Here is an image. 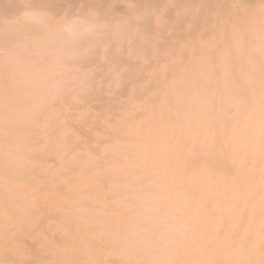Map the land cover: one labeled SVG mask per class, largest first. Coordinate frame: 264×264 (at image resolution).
Segmentation results:
<instances>
[{"label": "bare ground", "instance_id": "obj_1", "mask_svg": "<svg viewBox=\"0 0 264 264\" xmlns=\"http://www.w3.org/2000/svg\"><path fill=\"white\" fill-rule=\"evenodd\" d=\"M53 1L0 0V264H264V7Z\"/></svg>", "mask_w": 264, "mask_h": 264}, {"label": "rangeland", "instance_id": "obj_2", "mask_svg": "<svg viewBox=\"0 0 264 264\" xmlns=\"http://www.w3.org/2000/svg\"><path fill=\"white\" fill-rule=\"evenodd\" d=\"M27 1L30 2L31 0H27ZM63 1H64V0H59V1L56 0V1H53V2H52V5H56V4H57L58 6H60L59 8H61V9H59V11H58L59 13L56 14L55 16H53V17L50 16L51 18H53V19H55V20H58V19L61 20V19L65 16V14H66L65 12H66V11H65V9L62 7L63 4H64L65 2H63ZM106 1H107V0H103V1H102V4H101L99 0H85L84 3H83V0H82V3H83V5H86V6L88 5L87 3H89V4L91 3V6H90V5L87 6V7H91V8H92V7H95V3H96V5H97L98 2H99L101 5L107 4V7H109V9L107 8V9H108L107 11H110V12H107L109 15L112 14V13H113V14H120L119 12H121L122 10H124V12H125V9H122V10H121V7H119V6H117V5H120V6H121V5H123V4H125V5L127 4L125 7H127L128 9H127V11H126L125 13H129V12H130L129 10H130L131 5H132V1H131V0H112V1L109 0V2H112V3H110V4H109L108 2H106ZM113 1H114V2H113ZM115 1H116V2H115ZM117 1L121 2V4H119V2H118V4H117ZM123 1H124V2H123ZM134 1H136V0H134ZM137 1L141 3V4H140V3H136V2H135L137 5H138V4L140 5V6L138 5L139 8H137V9H140V12L144 11V10H145L144 0L142 1L143 4H142L141 0H137ZM148 1H149V0H147V3H148ZM151 1H153V0H151ZM156 1H157V2H156ZM156 1H153V3L156 2V3H154V4H157V7H158V8L156 7V8H157V12H156V13L152 11L153 14H159V15H162L163 17H165V14H166L167 12L165 13L163 10L166 11L167 8H164V9L162 10L161 7H165V5L168 4V3H166V0H163V1L161 0L160 2H159L158 0H156ZM164 1H165L166 4L163 6V2H164ZM210 1H211V0L205 1V4H204V5H205V6H208L209 4H208L207 2H210ZM213 1H214V0H213ZM219 1H220V0H218V1L216 0V2H219ZM222 1H223V2H221V3H224V0H222ZM245 1H246V5H245V7L247 6V2L250 3L251 5H250L248 8L246 7L247 9H246L245 7H242L241 5H240V6H241L243 9L245 8V9L248 10V11H250V9H249L250 7H251V11H252V10L254 11V8H255L254 6H255V5H256V7H258L259 9H261L262 6L264 7V0H261V1L258 0V1H259V3H258L259 5L256 3V2H258L257 0H256V2H254L255 0H254V1H253V0H252V1H250V0H248V1L245 0ZM245 1H244V0H243V1H240V0H239V1H238V0H235V1H234V0H226V4L224 3V5H225V7H226V6H227V7H228V6H232V5L237 6V5H238L239 3H241V2H242L241 4L244 5V2H245ZM58 2H59V3H58ZM60 2H63V3H61V5H60ZM80 2H81V1H79V0H77V1L75 0V2H74V4H73V7H74L75 4H76V5H77V4L79 5ZM86 2H87V3H86ZM103 2H105V3L103 4ZM145 2H146V1H145ZM161 2H162V4H161ZM195 2H197V0H196ZM195 2H194V3H195ZM200 2H201V1H200ZM211 2H212V1H211ZM211 2H210V3H211ZM233 2H235L236 5L233 4ZM55 3H56V4H55ZM82 3H81V5H79V6L77 5L78 8H79V10H78L77 8L74 7L75 9L73 8L74 11H73V9H72V11H73L74 13H80V10H82V9H84V8L86 7V6L83 7ZM113 3H115V4L113 5ZM122 3H123V4H122ZM255 3H256V4H255ZM261 3H262V4H261ZM93 4H94V5H93ZM150 4H151V3H150ZM150 4H148V5H150ZM219 4H220V2H219ZM254 4H255V5H254ZM27 5H28V4H27ZM151 5H153V4H151ZM161 5H162V6H161ZM168 5H169V4H168ZM201 5H202V3H201ZM204 5H203V6H204ZM212 5H213V4H212ZM260 5H262V6H260ZM97 6H98V5H97ZM97 6H96V7H97ZM99 6H100V5H99ZM141 6H142L144 9H143ZM181 6H182V5H181ZM220 6L223 7V4H220ZM238 6H239V5H238ZM117 7H119L120 10H118ZM125 7H124V8H125ZM129 7H130V8H129ZM225 7H224V8H225ZM241 7H240V8H241ZM260 7H261V8H260ZM62 8H63V9H62ZM91 8H89V9H91ZM135 8H136V7H135ZM228 8H230V7H228ZM228 8H227V9H228ZM245 9H244V10H245ZM259 9H256L255 12H256L257 10H258V12H261V11H263L264 8H262L261 11H260ZM60 10H61V11H60ZM77 10H78L79 12H78ZM160 10H161V11H160ZM228 10H229V9H228ZM230 10H231V9H230ZM154 11H156V10H154ZM200 11H201V10H200ZM253 11H252V12H253ZM207 12H209V11H207ZM258 12H256V13H258ZM163 13H165V14H163ZM204 13H205L204 11H203V12L201 11V13L198 12L197 14H198V15H199V14H202V15H203ZM129 14H130V13H129ZM197 14H196V16H189L188 14H184L183 16H184V17L186 16L185 19H183V16H182V19L180 18V19H181L180 21L183 22V20H184V22H186V23L184 24V22H183V23L180 24V25H181V26H182V25H183V26H184V25H187V26L189 27L190 25H189L187 22H188V21L190 22V20H195V21H196V22L194 23L195 25H194V24H193V25H194V26H197V25H198L197 27H200V25H202V24H201V23H202V22H201V21H202V18H204V17H202V15L197 16ZM57 15H58V16H57ZM187 17H190V18H192V19L189 18L188 21H186V20H187ZM165 18H166V17H165ZM193 18H194V19H193ZM126 19H128V17H127ZM59 20H58V21H59ZM197 20H199L200 23H198ZM141 21H143V23H144V27H147V28H144V30L146 29V31H148L147 29H149V28H151L152 30L154 29V28H152V27H153L152 25H150V27H149V24H148V26H145V21H146V20H141ZM141 21H140V23L142 24ZM168 22H169L168 24H170V21H168ZM165 23H166V24H164L163 26H160V27H164V26L168 27V26H167V22H165ZM180 23H181V22H180ZM142 25H143V24H142ZM180 25H179V26H180ZM193 25H192V26H193ZM126 26H129V25H126ZM169 26H170V25H169ZM183 26H182V27H183ZM194 26H193V28H194ZM148 27H149V28H148ZM160 27H155V28H156L155 30H157V31H154V30H153V32H156V33H159V34H162V35H163V32H165V33H166V36H167L168 31L170 32V30H171V29L169 30L170 27H168V28L165 27V28H164V30L166 29L165 31L162 30L163 28L160 29ZM174 27H175V26H174ZM197 27H195V29H196ZM142 28H143V27H142ZM157 28H158V29H157ZM189 28H190V27H189ZM126 29H127V28H126ZM151 29H150L149 31L152 32ZM197 29H198V28H197ZM204 29H208V28H204ZM127 30H128V32H129V28H128ZM198 31L202 32V29L199 28ZM128 32H126V34H127V36H130V35H128V34H129ZM153 32H152V33H153ZM168 35H170V34H168ZM166 36H165V37H166ZM164 42H165V41H164ZM166 43H167V42H166ZM181 43H182V42H181ZM184 43H185V42H184Z\"/></svg>", "mask_w": 264, "mask_h": 264}]
</instances>
